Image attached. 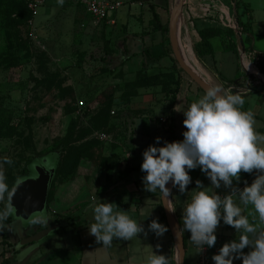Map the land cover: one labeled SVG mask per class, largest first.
Instances as JSON below:
<instances>
[{"label":"rangeland","instance_id":"374dc122","mask_svg":"<svg viewBox=\"0 0 264 264\" xmlns=\"http://www.w3.org/2000/svg\"><path fill=\"white\" fill-rule=\"evenodd\" d=\"M99 1L115 6L112 20L91 16L84 0H48L36 16L24 5L0 2V160L7 157L13 161L3 170L10 187L37 177L39 165L55 173L44 212L25 221L13 210L17 226L8 228L6 239L18 238L21 227L33 235L46 225L33 224L41 215L61 220L62 199L69 202L67 211H74L119 183L127 171L125 161L132 136L127 125L131 117L141 119L156 108L157 101L163 102L166 97L170 102V92L177 86L185 81L195 83L173 59L168 64L153 58L154 54L161 55L160 45L171 46L169 11L175 0L167 1L163 22L168 31L163 42L161 20L150 25L139 20L138 28L125 21L129 6L136 0ZM223 1L231 8L233 0ZM252 1L256 15L261 16L263 2ZM188 16V11L183 13V40L191 33ZM204 26L199 23L200 28ZM223 41L216 37L211 44L217 59H223L225 65L233 53L225 52ZM180 47L190 64L196 50L199 54L205 51L199 44L192 48H196L195 53L191 52L182 41ZM127 51L137 59H124ZM172 56L175 58L174 53ZM209 65L213 66L212 61ZM237 68L229 61L227 77L233 78ZM201 72L206 80L209 75ZM222 85L229 90L234 84ZM261 86L264 88V81ZM250 99L249 107H245L264 118V103L256 109L261 91ZM200 172L206 176L201 168L189 174L195 178ZM56 199L60 201L50 204ZM3 239L0 234V247Z\"/></svg>","mask_w":264,"mask_h":264},{"label":"crops","instance_id":"0c3cea01","mask_svg":"<svg viewBox=\"0 0 264 264\" xmlns=\"http://www.w3.org/2000/svg\"><path fill=\"white\" fill-rule=\"evenodd\" d=\"M167 1L169 3L170 0H136V2L132 3V7L129 6V12L124 19L128 21V24L134 26L133 28H138L137 24H139V20L144 19L150 25L155 18H159L164 27V34L161 32V42H163L164 36L168 31V28L165 26L166 23L163 22V17L166 15L164 13L168 12L167 9L169 8ZM260 2L264 4V0ZM237 3H240L241 8L239 11L241 12H238L236 9L235 5ZM252 4V0H233L231 10L223 0H186L182 11L181 25V41L186 47L189 46L190 51L194 53V49L196 48L194 47L192 51L193 46L196 45L197 47L201 41L199 31L213 27H220L224 30L230 27L234 30L237 53L225 51L233 53V57H230L225 65L223 59H217L214 51L213 54H199L197 50V56H194V60L192 59L193 55L191 57V62H195L196 64L194 63V66L191 63V65L197 69L198 73L202 71L201 73L204 72L206 76L209 75L206 69L211 71L213 77L209 75L206 81L208 83L211 82L214 86L219 85L224 88L222 83H233L234 85L230 89L238 92L243 99L247 98V102L243 106L245 111H249L247 108L249 107L248 102H252L250 96L255 92L261 91V99L258 101L256 109H259L264 103V88L261 86L262 81H264V73L259 69V65H262L264 70V6L261 16H257ZM225 10H227V13L224 12ZM229 10L230 13H228ZM186 11H188L189 15L188 20L190 21L191 33L189 37L183 40V13ZM169 12L171 13V10ZM156 14H158V17H156ZM225 15L228 16L226 17ZM240 18L244 22L250 23L253 34L250 42L246 40V35L239 31L238 20ZM200 22L204 23L205 26L200 28ZM130 30L132 32V29ZM159 47H161V55L156 57L154 54V57H152L161 59L162 63L170 64L172 62V47L168 45H165V47L160 45ZM248 47H251L253 53L256 54L250 52ZM190 51L189 54L191 53ZM125 54L127 57H124V59L130 58L133 55V53L128 51ZM132 57L133 60L137 59V56ZM153 58L150 57L149 59L153 62ZM131 61L129 60V62ZM210 61H212V67L209 65ZM219 61L221 64H219ZM229 61L233 62L236 68L238 67L236 70L237 74L233 78H228L226 74ZM219 69H222L220 73L218 72ZM247 75L253 77L245 78ZM204 94L205 92L200 90L196 84L185 81L184 84L180 85L176 103L173 107L171 106V102L165 100L167 99L165 97L163 102L161 100H159L161 102L157 101L156 108L149 110L141 119H133L131 117L132 120L127 125L129 133L132 134L128 143V147L130 148L128 159L125 161L127 171L121 181L111 187L110 190L101 192L100 195L98 194V198L93 197L89 205L83 204L82 207L74 211H67L66 206L69 202L62 199L61 214L64 217L61 220L56 219V216L54 217L56 220L54 218L49 219L48 224L33 232V235L38 231H42L43 228L46 229L52 225L59 224L60 227L52 231L53 234L51 232L39 242L21 245L24 239L32 236V233L24 232L22 227L21 235L18 238L6 239L8 228L17 223L14 218L7 225L5 235H3L4 239L1 241L0 264H146L147 257L153 252L169 257L170 264H178V248L167 219L163 218V212L165 213L163 193L159 190L152 193L145 189L143 178L146 173L142 171L143 153L152 145L157 147L165 146V142L169 138V128L171 125H173L176 135L182 141L184 139L183 133L187 130L183 123L185 116L182 111L177 112L175 109L179 105L182 110H185L192 102ZM246 105L247 107H245ZM253 113L255 114L256 121L255 128L260 133L264 128V118L259 115V112ZM157 137L162 138L159 144L156 143ZM256 176L257 170H253L252 173L242 171L240 181L234 180L233 187L243 189L245 187L244 182L247 181V184L251 185ZM197 180L201 181L205 187H212L210 179L207 176L202 177L200 172L196 174L195 178L192 177V183L188 186L187 192L181 193L178 187H173L172 189L171 205L176 209L173 213L180 225V229L183 228V207H185L190 199L191 192L197 188ZM215 191L222 197L232 192L231 189L223 186L220 189H215ZM234 199L236 198L234 197ZM99 200L115 203L121 210L127 211L133 219L143 225L147 235L141 233L130 241L116 238L110 247L97 243L96 237L90 234L89 226L94 222L90 205L93 204L92 202ZM57 201L59 202L60 200L56 199L50 204ZM244 214L248 215L250 221H253V217H256L254 222L259 227L264 228V224H259L258 217L252 206L245 208ZM153 220H158L159 223L168 228V231L163 236H157L154 232L148 230V226ZM182 235L184 240H186L187 246L186 264H202L201 257L204 254L207 260L206 264H215L212 257L219 254V250L223 245L238 239L236 229H229L221 222L216 229V245L211 248L205 246V252L204 249L201 250L193 244L190 240L191 233L189 231L182 232ZM251 250L249 246L243 251L247 254ZM234 264H243V259L234 260Z\"/></svg>","mask_w":264,"mask_h":264},{"label":"clouds","instance_id":"9594fccd","mask_svg":"<svg viewBox=\"0 0 264 264\" xmlns=\"http://www.w3.org/2000/svg\"><path fill=\"white\" fill-rule=\"evenodd\" d=\"M63 3V0H60ZM245 100L232 89L221 86H209L205 94L192 102L185 110L179 105L177 112H183L184 126L182 141L165 142V146H149L143 153L142 171L145 189L152 193L159 190L169 197L166 187L171 181L172 187H178L181 193L187 192L192 183L190 171L201 168L210 179L212 187L197 180V188L191 192L190 199L183 207V228L178 234L189 231L190 240L195 246L204 249L214 247L217 242L216 229L221 220L225 225L236 229L238 239L225 243L219 254L212 257L215 264H234V260L243 259V264H264V228L250 221L244 209L252 206L259 224H264V134L255 128V114L245 111ZM161 137L156 138L159 144ZM13 161L5 157L0 160V227L13 212V200L17 191L10 187L3 166ZM257 176L251 185L245 181V187H233V181H240L241 172ZM232 190L231 194L221 196L215 191L221 187ZM234 197L236 199H234ZM238 200V202H237ZM169 211L176 209L169 205ZM94 222L89 226L90 234L97 243L110 247L113 240L121 238L130 241L139 234L147 233L141 223L133 219L127 211L121 210L115 203L101 200L90 205ZM49 220L41 215L33 224H48ZM148 230L157 236H163L168 228L158 220H153ZM251 251L245 254L246 247ZM146 264H170L169 257L153 252L147 257Z\"/></svg>","mask_w":264,"mask_h":264},{"label":"water","instance_id":"95a60500","mask_svg":"<svg viewBox=\"0 0 264 264\" xmlns=\"http://www.w3.org/2000/svg\"><path fill=\"white\" fill-rule=\"evenodd\" d=\"M186 0H175L173 9L170 13V41L173 53L180 67L185 71V73L194 81L204 92L206 89L211 86L201 75L192 67L188 62L186 57L183 54V51L180 47L181 44V27L178 32L177 16H181V25H182V11L184 8ZM37 177L29 178L20 182L16 188L17 191L14 195L13 200V210L17 218H21L25 221H28L34 214L44 212L49 196L50 184L54 175V169H47L43 165L36 167ZM170 189L169 197H165L164 203V194H163V206L166 215L167 222L169 224L172 236L176 242L178 248V264L186 263V247L185 240L182 233L178 234L180 230V225L172 211H169L167 207V200L170 206L171 205V193H172V183L171 181L166 185ZM60 225H52L21 242V245H29L41 241L52 231L59 228Z\"/></svg>","mask_w":264,"mask_h":264},{"label":"trees","instance_id":"16d2710c","mask_svg":"<svg viewBox=\"0 0 264 264\" xmlns=\"http://www.w3.org/2000/svg\"><path fill=\"white\" fill-rule=\"evenodd\" d=\"M0 2L4 3H18L20 5H24L26 6V8L30 11V9L28 8V5L26 2H21V1H11V0H0ZM237 7V10L240 9V4L237 3L236 5ZM32 13V12H31ZM156 17H158V14H156ZM154 20H159V18H155ZM153 20V21H154ZM152 21V22H153ZM238 27H239V31L242 33V34H245L246 35V40L248 42H250L251 38L253 37V34H252V28L250 26V23L248 22H244L241 18L238 20ZM199 35L201 37V41H200V46L205 50L203 52H201L202 54H213V46L211 44V39L215 38V37H221L223 39H225V41H223L224 43V49L225 51H233L235 53H237V45H236V42H235V32L232 28H226L225 30L220 28V27H213V28H207V29H203L201 31H199ZM168 45V44H167ZM166 45V46H167ZM170 46V44L168 45ZM248 50L250 52L253 53V50L251 47H248ZM172 51H171V55H172ZM253 54H256V53H253ZM172 59L177 62V60H175V58L172 56ZM259 69L261 70L262 73H264V70H263V67L262 65H259ZM248 77H253V76H245V78H248ZM195 84V83H194ZM179 88H180V85L177 86V88L173 91H171L170 93L172 94L171 96V106L173 107L176 103V97L179 93ZM200 90H202L200 87H198ZM167 94V93H166ZM168 96V95H167ZM260 133L264 134V128L260 131ZM175 141H181V139L176 135V132H175V129L173 127V125L170 126L169 128V138L167 139L166 142H175ZM55 177V173L53 175V178H52V181H51V184H50V191H51V185H52V182H53V179ZM24 180V179H23ZM21 181V180H20ZM19 181V182H20ZM17 182L16 185L19 183ZM15 185V186H16ZM48 201H50V192H49V196H48ZM13 218L14 216L11 215L8 220L4 221L3 222V226L0 228V234L2 235H5V230H6V227L9 223H11L13 221ZM163 218L166 220V215L165 213L163 212ZM221 223H223V220H221ZM224 224V223H223ZM229 229H232L233 227L231 226H228L226 225ZM185 247L187 248L186 246V240H185ZM6 262V260H5ZM186 264V263H185Z\"/></svg>","mask_w":264,"mask_h":264},{"label":"built area","instance_id":"2783aa9c","mask_svg":"<svg viewBox=\"0 0 264 264\" xmlns=\"http://www.w3.org/2000/svg\"><path fill=\"white\" fill-rule=\"evenodd\" d=\"M26 2L33 15H38L39 10L48 0H11ZM89 14L99 20H112L114 17L115 6L107 1L84 0ZM204 248V252H205ZM202 264H206L205 254L201 257Z\"/></svg>","mask_w":264,"mask_h":264},{"label":"bare ground","instance_id":"6f19581e","mask_svg":"<svg viewBox=\"0 0 264 264\" xmlns=\"http://www.w3.org/2000/svg\"><path fill=\"white\" fill-rule=\"evenodd\" d=\"M177 24H178V32H179L180 27H181V16L180 15L177 16Z\"/></svg>","mask_w":264,"mask_h":264}]
</instances>
